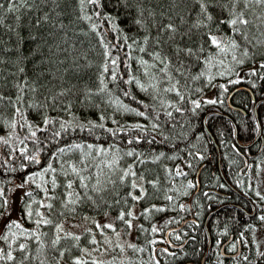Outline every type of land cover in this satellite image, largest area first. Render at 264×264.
<instances>
[{
    "label": "trees",
    "instance_id": "obj_1",
    "mask_svg": "<svg viewBox=\"0 0 264 264\" xmlns=\"http://www.w3.org/2000/svg\"><path fill=\"white\" fill-rule=\"evenodd\" d=\"M228 2L219 0L221 5ZM215 3L213 0L209 8L214 21L197 29L193 24L200 6L193 0H126L127 6L122 0H99V6L87 4L83 9L80 0H0V191L9 200L0 208V220L13 210L16 194L15 210L20 216L6 218L0 227V237L7 236L0 239V264H73L78 257L90 264L93 259L83 254L85 248L93 247V230L79 234L64 230L81 239H62L53 247L56 233L52 226H41L39 231L48 235H42L40 241L21 236V229H7L13 220L22 229L36 228L38 217L25 214L27 204L54 224L110 214L114 228L126 232L127 225L117 217L137 203L132 244L143 251L128 247L122 255L114 249L107 252L105 264H201L204 254L202 264L254 259V247L246 248L247 233L258 224L260 215L247 170L255 168L264 155V5H237V11L242 10L249 21L240 26L248 35V41H243L228 23H220L230 18V11ZM85 15L92 19H84ZM108 16L115 17V27ZM167 24L176 28L175 33L161 30ZM207 34L221 40L226 50L212 46ZM230 38L240 46L230 48ZM105 45L118 61L115 80L111 78L113 65L104 56ZM187 49L194 54L188 55ZM156 53L167 58L168 73L172 83L178 82L179 95L164 90L171 83L160 72L164 64L153 58ZM141 59L155 65L147 74ZM237 85L249 87L254 96L252 99L245 89L233 93L230 102L242 111L227 104L228 93ZM141 112L144 115L138 114ZM259 126L260 137L251 143ZM75 144L82 148L58 152ZM89 144L93 150L87 148ZM97 148L107 150L108 155L96 156ZM22 149L26 150L23 155ZM88 153V162L118 158L115 174L105 168L100 177L106 181L111 176L115 183H105L107 190L99 195L90 193L95 203L84 199L69 205L75 208L70 212L61 198L69 191L63 185L75 178L63 173L68 163L79 165ZM25 155L36 156L40 163L29 162ZM49 164L55 173L36 177L27 190H20L18 185L26 177ZM129 166L136 175L121 182L119 177ZM53 178L60 185L55 190L51 189ZM133 182L144 189L139 201L128 195H141ZM41 188L57 197L44 201L54 205L51 215L46 207L32 203L44 198ZM74 188L83 191L78 184ZM252 204L256 211L251 215ZM21 244L25 249H20ZM9 252L14 259H7ZM229 253L235 255L225 256Z\"/></svg>",
    "mask_w": 264,
    "mask_h": 264
},
{
    "label": "snow or ice",
    "instance_id": "obj_2",
    "mask_svg": "<svg viewBox=\"0 0 264 264\" xmlns=\"http://www.w3.org/2000/svg\"><path fill=\"white\" fill-rule=\"evenodd\" d=\"M122 2H125V6H127L126 0H122ZM193 2L199 4V6H200L199 12L197 13V16H198L197 22L193 24V27H195L197 29H199L200 27H207L215 19L214 16L212 15V13L209 11L210 6H212V4H213V0H193ZM241 3L244 4V8H247L250 3H254L256 5H264V0H229V2L227 4H224V5H221L219 3V0H216L215 6L221 8V9H229L230 18L227 21L221 20L220 23H228L231 26V29L234 33L238 34L243 41H248V35L246 32V29L242 28L240 26L248 25L249 21L244 18V12L242 10L237 11V5H239ZM80 4H81L82 9L87 4L99 6V0H80ZM0 8H3V4H0ZM12 10H13V6H10L9 11H12ZM142 14L143 13L141 12V15ZM97 15H99V14L97 13ZM83 18L86 20L92 19V17L88 16V15H85ZM106 19L112 20L113 21V27H115V23H114L115 17L108 16V17H106ZM206 21L208 22L207 24L205 23ZM135 23L139 24L140 20H136ZM95 28H96V26L93 25V30H95ZM161 30H168L170 32L175 33L176 28L172 24H167ZM207 36H208V41H210V44L212 46H215L221 52H224L226 50L222 46V41L217 39L216 36L211 35V34H207ZM144 40H145V43H147L148 37L146 36L144 38ZM135 43H136V41L133 40V44H135ZM239 46H240L239 43L235 39L230 38V48L236 49ZM131 47L132 46L129 45V48H131ZM139 50L141 52L145 51V49L143 47H141ZM186 51H187L188 55L194 54L191 49H187ZM200 51H203V48H201ZM244 54L245 55L248 54L246 49H245ZM104 56L106 57V59H110L111 65H113V68L111 70L112 71L111 78L113 80H115L116 79L115 66H117L118 61H117V58H113L111 56V52L108 50L107 45H105ZM153 58L155 60H159L161 63L164 64V67L160 69V72L165 73V75H167L168 81L171 83V86L168 88H165L164 90L168 91V92L175 91L179 95V92L177 89V83L178 82L172 83L173 77L168 73L169 64L166 62L167 58H161L159 53H156ZM233 59H235V56L233 57ZM140 64L145 66V74H147V70L149 68L155 67L154 64L149 65L146 61H144L142 59L140 60ZM261 66L264 67V65H261ZM20 71H24V70L20 69ZM104 71H106V72L109 71L107 64L105 65ZM153 79H155V77H153ZM133 80H135V77H133ZM130 82L131 81H125V83H130ZM102 83H103V81H102ZM136 83L139 84L140 82L138 80H136ZM140 86L142 89L147 90L144 85H140ZM151 86L156 87V85H154V84ZM100 91L101 92L104 91V88L102 87L100 89ZM125 95H127V93H125ZM2 99H3V97L0 96V100H2ZM18 99H20V97H18ZM181 99H183V96H181ZM195 106L199 107V104H195ZM177 111H179V109H177ZM17 112L19 113V109H17ZM138 114L144 115V113H142V112L138 113ZM168 115L171 116V113H168ZM101 119H103V117H101ZM45 123L47 124L48 121L45 120ZM14 126L15 125H13V127ZM101 127H102V125H101ZM153 127H155V125H153ZM31 135L34 137L36 135V133L32 132ZM57 135H59V133H57ZM0 139H2V138H0ZM4 143H7V141L5 140ZM81 148H82V145L75 144V145L69 146L68 149L60 148V149H58V152L60 154H63L66 151H72L74 149H81ZM87 148L89 150H93V145L89 144V145H87ZM25 151H26L25 149H22L21 154L23 155ZM89 154L90 153L85 154L79 162V165H83V167H81L75 163H68L67 169H65V171L63 173L65 177L71 175L75 178L73 180H68L67 184L63 185L69 191L66 192L64 198H61L62 206L70 212H74L75 208L74 207L69 208V205L75 206L84 199L93 201V203H95V200L93 199V196L90 193H95V194L99 195V194H101L107 190L105 187V183H115V181L111 179V176H109L106 181H102L100 177L105 175V172H104L105 168L109 169V171L112 172V174H115L114 166H116L118 164V158L114 157L110 161L104 160V161H100V162H88L87 161V155H89ZM95 154H96V156H101V155L107 156L108 152H107V150H105L103 148H97V149H95ZM126 154L129 156L133 155L132 152H128ZM24 158L31 163H35V164L40 163V160L36 156L25 155ZM101 164H103V167H101ZM23 167L24 166L22 165V168ZM61 167L63 168L64 165L62 164ZM130 167L131 166H129V170H124L123 175H121L119 177V180L121 182H123L125 180V178L128 176H135L136 175V173L130 171ZM93 168L99 169V172H96V173L91 172L90 169H93ZM56 171L57 170L55 168H53L51 164H49L46 168L42 169V171L30 174L28 177H26L24 184L34 182L36 177L43 178V176L46 173H55ZM85 173H87V174H85ZM139 179H143V177L141 176V177H139ZM93 180H95L94 183L92 182ZM24 184L18 185V187L22 188V187H24ZM74 184H78L79 189H82L83 191L81 192V191L76 190L74 188ZM58 186H60V185H58L56 179L53 178L51 180V189L55 190ZM37 187H41V186L38 184ZM132 187L133 188L140 187L141 195L136 196V195H133L131 192L128 194L129 196H131V198L133 200L139 201L144 196V189L141 186H138L135 182H133ZM189 187H191V184H189ZM41 191L44 192V198L40 201L33 200L32 203L33 204L39 203L41 208L46 207L49 210V215H51L52 211L54 210V205L51 202L45 203L44 201L45 200L46 201H52V200L57 199V197L50 195L49 189H47V188H41ZM24 195L30 197V196H32V192H25ZM3 197H4L3 191H0V208H3L9 204V200L3 199ZM101 198H103V197L101 196ZM21 199L23 200V197ZM168 199L171 200L172 198L168 197ZM159 210L162 211L163 209H159ZM25 214L29 218H31L33 215L38 217V219L35 220V224H36L35 229H32V230L22 229V226L15 220L11 221L8 225H6L7 229H9V230H11L12 228L21 229V231H20L21 236L32 237L36 241H40L42 235H44V236L48 235V233H41L39 231L41 226H52L54 228L55 233H56L55 238L51 241V244L53 247L57 246L62 239H71V240H74L77 242L81 239V237L78 235H74L73 233H70V232H64V228H63L62 223H55L54 224L52 219L46 217L38 209L35 210V212H34L31 204L25 205ZM0 215H3V213L0 212ZM61 215H63V213H61ZM125 216L132 217L133 219L135 217L133 216V213L131 211H128L127 213L122 211V212H120L119 216L117 217L119 220L123 221L127 225L128 228H131L132 227V221L126 220ZM260 219L264 220V217H260ZM96 228L98 230H100L101 234H103L104 229H113V225L112 224H104V225L97 224ZM89 231H91V230H89ZM152 231L156 232L157 229L155 227H153ZM61 233H63V236L61 235ZM13 235H15V233H13ZM118 236H119V233H117V237ZM177 238H179V237H177ZM0 239H7V236L0 237ZM90 243L91 244H98V242L95 238H93L90 241ZM103 243L111 244V241L105 240ZM40 246H41V248H43V243H41ZM19 247L21 250H23V249H25L26 245L21 244ZM116 247H119L121 249V251H123V247L121 245L117 244ZM128 247L132 248L134 250H137V251H143V249H138L137 246L134 244H129ZM83 251L86 254L90 255V253H87L86 249ZM94 251H95V249H94ZM103 251H107V250L105 249ZM60 255H61V257H63L64 252H61ZM0 258H3V257H0ZM7 259L8 260L14 259L11 252H9L7 254ZM73 264H88V262H86L85 260H83L81 258H75L73 260ZM90 264H105V262L102 260L92 259ZM108 264H112V262H108Z\"/></svg>",
    "mask_w": 264,
    "mask_h": 264
},
{
    "label": "rangeland",
    "instance_id": "obj_3",
    "mask_svg": "<svg viewBox=\"0 0 264 264\" xmlns=\"http://www.w3.org/2000/svg\"><path fill=\"white\" fill-rule=\"evenodd\" d=\"M258 134V133H257ZM261 134V133H260ZM256 137V136H255ZM248 174V184L255 187L254 192L257 196L256 204L259 206V215L260 217H264V155L259 159L257 162L255 168L252 170H247ZM30 187V184H24V187H22L20 190L25 191ZM17 197L15 199L14 208L9 214V216L4 215L0 220V227L2 226L3 221L6 218L11 219H17L20 218L19 215H17L15 210V205L18 204V194H16ZM254 211H256V206L254 205ZM131 212L133 213L134 219L131 217L129 220L132 221V227L128 228L126 232H123L120 229H115L113 224V217L110 214H107L104 217L101 218H75V219H64L61 221L63 224L64 230L79 234L81 231L87 229V230H93V238H95L98 242V244H93V247H87L85 248L87 250V253H90V256H92L93 259L97 260H104L107 257V252H111L114 249H117L120 251L122 255L126 254L127 248L129 244H132L135 238V232L136 227L138 224V212H139V205L136 203L132 209ZM104 225V224H112L113 229H104L103 234H101L100 230L96 228V225ZM117 233H119V236L117 237ZM247 241H246V248L250 249V247H254L255 254L254 259H250L247 262H238L235 264H264V220H261L258 222V224L254 225L248 230L247 233ZM105 240L111 241V244H105L103 243ZM119 244L123 247V251L119 247H116V245ZM84 249V250H85ZM95 249V251H94ZM107 251H103V250ZM84 257L86 255L85 252H83ZM80 258V257H78ZM83 257H81L82 259Z\"/></svg>",
    "mask_w": 264,
    "mask_h": 264
},
{
    "label": "water",
    "instance_id": "obj_4",
    "mask_svg": "<svg viewBox=\"0 0 264 264\" xmlns=\"http://www.w3.org/2000/svg\"><path fill=\"white\" fill-rule=\"evenodd\" d=\"M240 89H245V90H247V91L250 93L251 98L254 99V96H253V94H252V91H251V89H250L249 87H247V86H245V85H237V86H235V87H234V88L228 93V96H227V104H228L229 107H231L232 109H236V110H240V111H242L239 107L232 105L231 102H230V98H231V96L233 95V93L236 92V91H238V90H240ZM256 103H257V101L255 102V105H256ZM255 105H254V108H255ZM259 137H260V126H259L258 134H257L256 137L251 141V143H253L254 141H256ZM261 139H262V138H261ZM218 165H219V164H218ZM219 170H220V166H219ZM220 174L222 175V177H224L223 174H222V172H221V170H220ZM252 207H253V212H254V205H252ZM215 210H216V209H215ZM215 210H212V211H210V212L208 213V215L206 216V219H205V223H206V220H207L208 216H209L212 212H214ZM253 212H252V213H253ZM252 213H249V214H252ZM230 240H231V237H230V238H229V239L223 244V246H224L226 243H228ZM209 246H210V239H209V242H208V247H209ZM208 247H207V248H208ZM204 255H205V254H204ZM204 255H203L202 259H201V264L203 263Z\"/></svg>",
    "mask_w": 264,
    "mask_h": 264
},
{
    "label": "bare ground",
    "instance_id": "obj_5",
    "mask_svg": "<svg viewBox=\"0 0 264 264\" xmlns=\"http://www.w3.org/2000/svg\"><path fill=\"white\" fill-rule=\"evenodd\" d=\"M235 136H236V131H235ZM236 138H237V136H236Z\"/></svg>",
    "mask_w": 264,
    "mask_h": 264
}]
</instances>
